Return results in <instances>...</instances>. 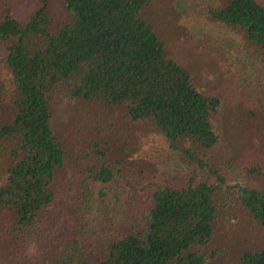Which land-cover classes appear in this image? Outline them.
<instances>
[{"label":"trees","instance_id":"16d2710c","mask_svg":"<svg viewBox=\"0 0 264 264\" xmlns=\"http://www.w3.org/2000/svg\"><path fill=\"white\" fill-rule=\"evenodd\" d=\"M51 1L25 26L10 13L0 19V264H209L202 248L240 211L264 228V190L251 179L228 185L206 159L219 144L221 101L166 55L141 17L152 0H61L63 24ZM210 14L264 49L257 0H231ZM58 96L97 104L114 128L107 143L126 158L111 163L106 148L97 154L107 161L83 165L86 155L71 153L54 128ZM154 133L166 154L137 158L146 150L136 140ZM175 156L195 167L184 183L162 168L171 161L183 173ZM123 169L124 193L112 195ZM70 170L79 175L63 195L60 174ZM238 256L234 264H264V249Z\"/></svg>","mask_w":264,"mask_h":264},{"label":"rangeland","instance_id":"374dc122","mask_svg":"<svg viewBox=\"0 0 264 264\" xmlns=\"http://www.w3.org/2000/svg\"><path fill=\"white\" fill-rule=\"evenodd\" d=\"M230 1L152 0L151 5L143 9L141 17L152 25L166 55L188 71L192 84L201 93L221 101L220 109L213 117L219 144L207 153L210 165L225 175L230 186L251 179V184L264 190V49L251 43L243 33L210 16L211 10L222 9ZM257 1L264 5V0ZM42 5V0H0V19L10 13L25 26ZM50 10L58 24L66 21L67 13L61 0H52ZM98 107L84 99L64 96H58L54 102L57 136L71 153L83 154L80 157L86 155L81 160L83 165L87 160L99 164L108 157L112 163L115 158L120 161L125 157L123 147L112 141L107 143L108 134L113 135L114 128L111 121L99 115ZM153 136L144 143L141 139L136 140L145 145L146 150L140 155L137 152V158L166 154L165 141L158 133ZM99 140L100 148H93ZM179 145L185 147L187 143L181 141ZM106 148L107 157L97 154ZM174 158L183 173L175 167L170 168L171 161L165 162L162 168L172 169L171 177L182 175L180 180L172 178L171 182L184 183L185 175L195 167L183 162L180 156ZM254 169L256 174H247L248 170ZM163 170L160 169L159 176L169 174ZM124 172L125 169L119 171L116 182L109 185L112 195L124 193L121 191ZM71 174L76 173L70 170L60 174L58 185L63 195L68 194ZM197 174L200 180L214 181L209 172ZM221 226L214 240L202 248L210 258L209 264H234L244 251L264 249V228L245 212L240 211Z\"/></svg>","mask_w":264,"mask_h":264}]
</instances>
